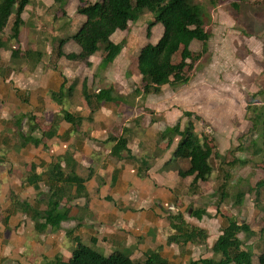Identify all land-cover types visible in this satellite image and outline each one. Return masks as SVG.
<instances>
[{
    "label": "rangeland",
    "instance_id": "obj_1",
    "mask_svg": "<svg viewBox=\"0 0 264 264\" xmlns=\"http://www.w3.org/2000/svg\"><path fill=\"white\" fill-rule=\"evenodd\" d=\"M36 1L33 0L29 5L32 8L31 11L27 9V19L32 18V23L36 28L34 31L27 29V45L26 38H23L24 35H22V43L20 39L19 44L9 37L14 16L9 20L4 38L8 41L11 52L16 45L23 51L40 48L45 52L44 61L51 65H57V61L60 59L56 55L58 40L75 31L85 20H81L77 25V17L80 14L77 8L82 4L79 0H67L65 10L67 13L71 12L73 17H70L72 18L71 26L65 27L67 19L62 16L60 5L53 3L52 0L49 6L45 4L47 0H44L45 3ZM88 1L94 2L96 0ZM194 1L202 8L201 17L210 37L205 44L200 41L192 43L191 48L194 54H200V57L188 73L186 82L164 85L158 93L137 92V89H142V83L141 75L137 71L136 56L145 44L156 43L163 32L162 24L157 23L152 27L151 35H147V27L155 19L154 13L146 11L139 21L130 22L127 29H118L111 36L114 42L125 40V46L119 54L120 56L118 55L119 59L116 61L115 70L110 72V77H107V80H101V84L106 87L114 85L118 93L134 88L133 92L124 95V98L128 97L126 102L133 100L135 104L134 106H125L131 112H124L121 121L114 123L112 131L108 130L105 134H125L128 142L134 145L136 134H159L167 126H174L177 123H180L181 127L184 128L188 120V115H185V112H192V119L196 122L198 130L209 135L210 143L214 149L212 157L213 177L207 181H199L197 186L191 187L192 179L186 183L185 178L178 174L177 163L171 161L166 165L165 172L171 176L179 177L177 184L181 193L171 198L165 206L166 209L163 208L162 211L168 213L166 218L170 214L182 212L187 221L199 226L200 235L202 232H206L205 241L188 243L191 244L188 252L194 259L200 256H212L211 247L225 224L224 215L235 216L237 220H247L253 234L247 236L245 233H241L240 236L244 240V248H252L254 264H258L257 256L264 246V232L261 233L260 231L264 227V187L258 185L260 181L264 180V144L261 142L259 134L254 133L251 129L253 122L251 118L255 112L252 110L253 108H248V106L251 104L252 107L256 108V112L264 110V0H216L215 3L210 0ZM36 11L41 13L39 19H35L37 17ZM37 20L42 24L35 25ZM74 25L77 26L75 30L73 29ZM37 42L41 44L38 48L36 47ZM75 45H77L76 42L70 41L65 45V49L73 51ZM78 48L79 51L80 47ZM100 53H97L98 56H101ZM19 58L11 57V60L17 62ZM62 59L70 65L71 70L68 68L67 71H73L75 75L80 73L82 79L85 76L82 74L85 68H87L86 75L90 72L83 61H69L65 57ZM1 64L4 66L2 76L4 78L9 77L10 71H12L9 69L12 66ZM95 84L96 82H93L91 91L103 87ZM72 95L67 104L63 105L68 110L75 108L81 99L89 112L92 111V106L94 111L101 107V104L97 103L96 100H93L92 105L89 106L80 92L74 91ZM22 96L27 97L26 92L22 93ZM119 101H123V98L117 102ZM117 102L115 104H118ZM59 113H61L60 109ZM73 113L80 114L79 112ZM55 117L59 121L57 114ZM38 119L42 126L41 129L51 128L52 122L46 116H39ZM34 120L36 121V118ZM61 121L62 119L59 122V127ZM89 123L91 122L84 121L78 126H73L75 132L71 131L69 125L66 131L60 130L62 132L60 137H53L52 139L45 137L44 146H34L33 144L22 146L19 134L21 131L15 123V117L14 119H5L2 122L3 130L0 132V156L10 157L8 161L11 164L24 163L28 159L29 161L25 162L28 169L30 168V161L46 164V157L56 159L58 155L62 154L60 153L63 152L62 149H67L64 142L69 145V153H71L70 148L82 149L88 142L82 134H87L85 130ZM28 128L29 121L25 120L21 130L26 132ZM124 128H128V130L126 131ZM71 134H78L74 137L75 140L70 139ZM35 135H40V132H36ZM254 140H257L259 146L263 147L261 154L253 153L252 142ZM168 151L166 150L165 153ZM149 153L152 152L149 151ZM159 155H163V153L157 149L153 152L151 159L155 160ZM94 160L100 164L96 158ZM179 165L182 168H187L189 161L182 160ZM27 172H24L22 176L24 182L28 175ZM137 173L141 178L148 176L144 170ZM188 177L192 178V176ZM223 184L225 188H222ZM40 188L41 194L34 187L28 194V197L36 195L39 204L42 203L41 200L44 199L45 193L48 191V187L43 182L40 183ZM26 191L29 192L27 189ZM98 191L99 188L89 190V192L87 190L86 195L89 200H94ZM240 191L244 192L245 195L242 201L238 202L237 194ZM108 202L105 200V204ZM194 208L206 210L201 219L192 216ZM86 213H83L82 216L88 219L96 217L92 211V214L90 213L92 217ZM31 221L28 219L27 239L28 241H35L39 232L33 230L34 224ZM166 221L168 222V220ZM102 232L99 225L89 231L90 237L86 234L83 236L74 235L67 242H62L68 252L65 257L69 258L73 249L82 243L93 245L106 255L114 252L131 254L133 247L141 243V238L137 237L122 241V243H120L122 238L108 237L109 244H107L106 235L103 236L105 239H101ZM164 234L166 237L169 234L167 233V226L164 229ZM131 240L132 242L129 243ZM168 244L175 245L176 243ZM184 246L186 245L173 246V248L175 247L179 253L183 254ZM40 252L29 245L27 247V255H29L27 260L41 259L40 254L42 253ZM139 258H145V255H141ZM170 258V254H167V257L161 255L164 264H171ZM27 263L30 264L28 261Z\"/></svg>",
    "mask_w": 264,
    "mask_h": 264
},
{
    "label": "trees",
    "instance_id": "obj_2",
    "mask_svg": "<svg viewBox=\"0 0 264 264\" xmlns=\"http://www.w3.org/2000/svg\"><path fill=\"white\" fill-rule=\"evenodd\" d=\"M33 0H0V49L6 48L8 41L4 38L5 29L9 20L14 16L9 37L20 43L21 27L25 20L22 13ZM82 5L77 10L85 15V20L72 33L58 40L56 55L58 58L65 57L69 60L83 61L87 66L92 63L90 56L100 53L102 60L98 66L99 70H104L121 53L125 46V40L114 42L111 36L118 29H127L130 22L139 21L146 11L155 14L154 21L147 27V35H151L152 27L161 23L163 32L156 43L149 42L141 47L136 56L137 71L141 75L142 89L137 92L144 94L158 93L164 85L186 82L188 73L193 69L195 61L200 54H194L192 43L200 41L204 44L210 37V33L205 28V23L201 17L202 8L194 0H79ZM215 3L216 0H210ZM53 3L61 6L62 16L67 19L65 27L71 26L72 21L67 16L65 5L67 0H52ZM74 41L80 47L78 52L67 51L65 45ZM11 57H42L41 51L22 50L20 47L13 48ZM66 79L58 91H51L53 100L61 103V113L57 114L59 121L55 117L50 129H41L42 126L34 119V115H29V128L23 133L20 132L22 146L33 144L35 146L44 145V138L52 139L58 134L60 120L69 122L73 126L80 125L84 117L81 114H74L63 106L64 97H71L75 85L71 84L66 88ZM87 85L86 78L82 85V95L86 103L90 106L93 100L101 104L102 102L115 103L124 96L116 92L114 85L101 87L94 91ZM118 103V102H117ZM248 108H253L255 115L251 129L259 134L261 142L264 144V110L257 111L250 104ZM91 112L94 111L93 106ZM188 120L184 128L180 123L168 126L159 133V143L167 140L165 148L162 150L158 145V150L164 152L172 142L179 138L178 144L173 151V155L165 162V165L174 161L177 163L179 176L184 178L192 176L190 186H197L199 181H207L213 177L214 165L212 163L213 146L210 143L209 135L198 130L196 122L192 119V112H185ZM27 117V115H26ZM127 131L128 128H125ZM40 132V135L35 133ZM116 143L112 146L111 153L120 158L139 162L142 170L147 171L149 164L146 158H138L131 153L128 147V138L125 134L115 138ZM254 154H261L263 147L259 146L257 140L252 142ZM126 151V156H123ZM188 160L189 166L182 168L179 162ZM76 161L69 152L58 155L48 167L37 171L38 165L31 164V171L26 176L25 182L33 186L39 194L40 183L43 182L48 191L45 193L44 208L38 205L31 206L22 204L23 210L31 216L34 222V230L39 233L45 231L58 230L62 222L70 217L71 203L73 199L79 197L85 191L86 179L80 176L76 170ZM258 185L264 187V180ZM225 185L223 184V187ZM224 192V191H223ZM244 192L237 194V201L241 202ZM64 202V203H63ZM206 213V210L199 208L192 210V216L199 219ZM225 224L221 233L212 245V256H200L191 259L189 264H254V252L251 247L244 248V240L240 234L252 235L253 231L247 220H237L235 216L224 215ZM167 226V242L178 245L205 241L207 234L199 233V226L191 224L186 220L182 212L170 214ZM264 232V227L260 230ZM131 254L119 252L104 254L95 246L89 244H79L73 249L72 255L67 258L58 253L52 258L43 257L45 264H164L158 250H147L144 252L145 258H133ZM258 264H264V246L257 256Z\"/></svg>",
    "mask_w": 264,
    "mask_h": 264
},
{
    "label": "crops",
    "instance_id": "obj_3",
    "mask_svg": "<svg viewBox=\"0 0 264 264\" xmlns=\"http://www.w3.org/2000/svg\"><path fill=\"white\" fill-rule=\"evenodd\" d=\"M40 1L44 2V0H37L36 2L39 3ZM50 2L51 0H47V3H44L49 6ZM27 9L32 10L30 6L26 7L25 13L22 15L25 23L21 27L20 32L21 43L22 35H24L23 38H26V45L27 29L30 31L36 29L32 23V18L27 19ZM36 13L37 17L35 19H39L41 13L39 11H36ZM70 13H67V15L73 17ZM79 17H77V25L81 20L85 19V15L79 14ZM36 24L41 25L42 23L37 20ZM76 28L77 26L74 25L73 29L75 30ZM39 46L41 44L37 42L36 47L38 48ZM78 47V44L75 45L73 51L78 52ZM14 48H17V45ZM34 50L42 52L40 59L20 57L19 61L16 60L17 62H14L15 60H13V63L9 45L7 44L6 48L0 49V132L3 130L2 122L5 119H14V117L15 123L23 133L25 132L21 128L25 120L29 121V115H34L38 123V118L42 115L52 122L55 115L60 114L59 109L61 110L62 105L52 99L51 91H58L65 79L67 81L66 88L74 84V91L80 93H82V85L85 78L89 87H92L93 82H96V86L106 87L101 84V80L105 81L107 77H110V72L115 70L116 61H118L120 56H117L102 71L98 69L102 57L98 56L97 53L91 55L89 60L92 65L88 66L90 72L86 75L87 68H85L82 72L85 76L82 79L80 73L75 75V72L70 71V65L62 58L57 61V65H51L49 62L44 61L45 52L43 50L40 48ZM1 63L12 66L9 69L12 70L9 77L4 78L2 76L4 66H1ZM68 68L70 69L69 71H67ZM133 90L134 88L119 91L120 94L117 93L124 96L131 91L133 92ZM25 92L27 97L24 96V98L22 93ZM124 99L119 101L118 104L102 102L101 107L93 113L91 111L90 113L87 110L88 108L86 109L82 99L75 108L69 109L70 112H79L84 117L83 122H91L85 130L87 134H82L88 140L85 146L82 149L78 147L70 148V154L76 161V164L73 162L76 165L75 170L86 181L84 193L73 199L72 202L70 201L72 206L70 217L62 222L61 227L57 230L58 232L56 231L57 233L49 230L48 232L39 233L35 241H28V219L32 220V218L21 206L27 203L31 206L38 205L40 209L45 207L44 203L39 204L36 195L28 197L33 187L31 185L26 186L27 182L23 181L22 176L24 172L31 171L32 163L38 165L37 170L40 171V169L44 170L48 167L49 163L54 159L46 157L45 161L48 162L46 164L30 161V168L28 169V165L25 164V162L29 161L28 159L24 163L19 161L20 163L18 164H11L8 161L10 157L0 156V264H28L27 261L30 264H45V259L43 258L45 256L52 258L58 253L66 256L68 252L62 242H67L74 235L83 236L86 234L90 237L89 231L99 225L103 231L101 239L106 238L107 244H109L108 237L122 238L123 240L120 243L130 240V238H141V243L133 247L131 255L133 258H139L147 250H158L163 257H167V254H170L171 264H189L190 260L194 259L188 252L191 244H186L183 247V254H181L175 247L173 248V246L177 247L178 245L168 244L166 241L167 237L164 234V229L169 222L166 221L168 220L166 218L168 213L163 212L162 209H166L165 206L171 198L181 193V189L177 184L179 177L171 176L165 172V162L171 158L172 155L170 156V154L176 148L179 138H176L171 146L166 149L169 150L167 153H165L166 150L164 152L160 151L163 155H159L155 160L151 158L153 157V152L158 149V145L161 146V149H164L168 143L167 140L159 143V134H136L134 145L128 142V147L133 155L140 159L146 158L148 161L149 167L146 171L148 176L141 178L137 173L139 168H141L139 162L125 157L113 156L111 153L112 146L116 143L115 138L123 134H105L108 130L112 131L114 123L121 121L124 112H131L125 106H134L135 102L133 100L126 102L128 97ZM68 101L69 97H64L63 105L67 104ZM39 124L41 125V123ZM69 125L71 131L75 132L76 130L72 124L62 120L58 134L61 135V131H66ZM76 135L78 134H71L70 139L75 140L74 137ZM64 143L67 149H62L63 152H60L62 155L66 151L69 152L68 143ZM149 151L152 153H149ZM124 153H122L123 156H126L127 154ZM95 158L100 161V164L95 162ZM186 178L184 179L186 183L192 179L191 177ZM95 188H99L98 195L94 200H89L86 191L88 190L89 192V190ZM26 189L29 191L28 193ZM105 200L109 201L108 204H105ZM172 208L174 209L173 206ZM81 211L83 213L87 212L86 214L90 217H92V211L96 214V217L88 219L82 216L83 213ZM105 235L106 237L103 238ZM131 242L132 240L129 243ZM29 245L36 251L40 252L41 250V259L27 260V256H29L27 255V247Z\"/></svg>",
    "mask_w": 264,
    "mask_h": 264
}]
</instances>
